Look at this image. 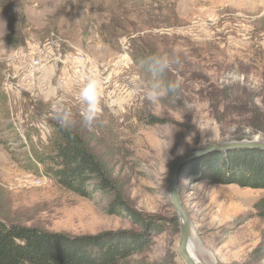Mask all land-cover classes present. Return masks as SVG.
<instances>
[{"label": "rangeland", "instance_id": "374dc122", "mask_svg": "<svg viewBox=\"0 0 264 264\" xmlns=\"http://www.w3.org/2000/svg\"><path fill=\"white\" fill-rule=\"evenodd\" d=\"M155 57L169 68L156 71ZM96 78L103 112L87 127L80 93ZM173 80L176 94L148 99ZM58 127L91 147L131 210L160 224L119 264H184L170 167L206 143L264 142V0H0V219L73 237L140 232L127 213H111L108 193L79 196L46 175L52 165L36 158L52 152ZM199 164L177 180L192 253L264 264L253 210L264 189L211 183Z\"/></svg>", "mask_w": 264, "mask_h": 264}, {"label": "trees", "instance_id": "16d2710c", "mask_svg": "<svg viewBox=\"0 0 264 264\" xmlns=\"http://www.w3.org/2000/svg\"><path fill=\"white\" fill-rule=\"evenodd\" d=\"M36 161L52 165L46 167V175L68 192L87 197L92 188L111 195V213H127L140 232L73 237L7 224L0 219V264H119L144 251L147 238L159 231L156 217L140 215L121 198L102 162L76 131L56 128L52 152L43 158L37 157ZM198 164L211 167L204 173L211 183L264 189V153L247 150L226 155L211 153L203 159H196L182 171H190ZM92 181L95 184H91ZM253 210L264 221V196L253 204Z\"/></svg>", "mask_w": 264, "mask_h": 264}, {"label": "water", "instance_id": "95a60500", "mask_svg": "<svg viewBox=\"0 0 264 264\" xmlns=\"http://www.w3.org/2000/svg\"><path fill=\"white\" fill-rule=\"evenodd\" d=\"M241 149H260L264 150V142L258 140H230L224 142H210L194 149H190L177 158L171 165L168 177V189L170 193L171 205L177 215L180 229V239L178 243V254L184 264H210L198 261L190 254L193 248L192 229L189 217L184 209L183 202L177 184L179 171L183 166L191 161L211 153L227 152Z\"/></svg>", "mask_w": 264, "mask_h": 264}, {"label": "clouds", "instance_id": "9594fccd", "mask_svg": "<svg viewBox=\"0 0 264 264\" xmlns=\"http://www.w3.org/2000/svg\"><path fill=\"white\" fill-rule=\"evenodd\" d=\"M152 65L154 69L158 72H164L169 68V61L165 58L155 57L152 60ZM181 82L179 80L170 81L166 87L157 86L154 90H151L148 93V99L150 101H157L169 94H176L180 89ZM81 98L86 102V110L83 113V121L85 126L92 127L99 119L103 112L101 106V97H100V80L90 79L86 86L81 90Z\"/></svg>", "mask_w": 264, "mask_h": 264}, {"label": "bare ground", "instance_id": "6f19581e", "mask_svg": "<svg viewBox=\"0 0 264 264\" xmlns=\"http://www.w3.org/2000/svg\"><path fill=\"white\" fill-rule=\"evenodd\" d=\"M194 242H193V240H192V244H193ZM192 250H193V248L189 251L190 252V254H191V256L193 257V258H195L197 261H198V257H196L193 253H192Z\"/></svg>", "mask_w": 264, "mask_h": 264}, {"label": "built area", "instance_id": "2783aa9c", "mask_svg": "<svg viewBox=\"0 0 264 264\" xmlns=\"http://www.w3.org/2000/svg\"><path fill=\"white\" fill-rule=\"evenodd\" d=\"M38 184H39V181L36 180V185H38Z\"/></svg>", "mask_w": 264, "mask_h": 264}]
</instances>
